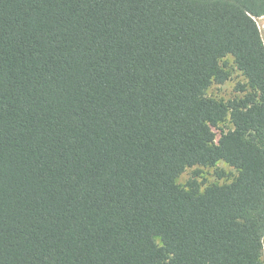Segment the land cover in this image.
I'll list each match as a JSON object with an SVG mask.
<instances>
[{
	"label": "trees",
	"instance_id": "16d2710c",
	"mask_svg": "<svg viewBox=\"0 0 264 264\" xmlns=\"http://www.w3.org/2000/svg\"><path fill=\"white\" fill-rule=\"evenodd\" d=\"M261 18L264 0H0V264H264ZM227 56L245 84L223 101ZM218 162L231 182H175Z\"/></svg>",
	"mask_w": 264,
	"mask_h": 264
},
{
	"label": "rangeland",
	"instance_id": "374dc122",
	"mask_svg": "<svg viewBox=\"0 0 264 264\" xmlns=\"http://www.w3.org/2000/svg\"><path fill=\"white\" fill-rule=\"evenodd\" d=\"M260 30L264 26V18L257 20ZM221 65L225 67L229 73V79L222 85L213 84L207 91V94L218 100H229L237 96L236 87L237 84H245V80L242 74L236 69L233 62V58L227 56L221 61ZM223 172L221 177L218 173ZM237 172L228 166L224 162H218L214 167L203 168V167H192L187 168L181 175H179L175 182L181 188H186V184L189 180L195 179L201 190L212 184H224L231 182ZM262 262L264 263V251L262 256Z\"/></svg>",
	"mask_w": 264,
	"mask_h": 264
}]
</instances>
